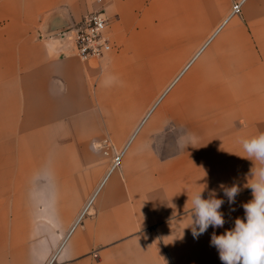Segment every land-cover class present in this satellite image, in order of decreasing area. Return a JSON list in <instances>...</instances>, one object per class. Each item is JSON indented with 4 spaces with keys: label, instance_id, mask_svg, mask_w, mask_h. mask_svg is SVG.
Returning <instances> with one entry per match:
<instances>
[{
    "label": "crops",
    "instance_id": "1",
    "mask_svg": "<svg viewBox=\"0 0 264 264\" xmlns=\"http://www.w3.org/2000/svg\"><path fill=\"white\" fill-rule=\"evenodd\" d=\"M236 1L0 0V264H222L264 132V0ZM96 11L86 62L57 32ZM200 191L225 223L194 238Z\"/></svg>",
    "mask_w": 264,
    "mask_h": 264
},
{
    "label": "clouds",
    "instance_id": "2",
    "mask_svg": "<svg viewBox=\"0 0 264 264\" xmlns=\"http://www.w3.org/2000/svg\"><path fill=\"white\" fill-rule=\"evenodd\" d=\"M239 144L246 153L244 158L255 162L251 169V182L247 187L252 190L253 199L243 205L245 218H237L234 227L221 235L215 232L211 244L216 247L222 264H264V132L247 138H240ZM224 188L229 203H234L239 193L238 186ZM224 200L202 198V191L191 196V217L188 227L194 238L205 233L211 226L223 227L225 220L219 211Z\"/></svg>",
    "mask_w": 264,
    "mask_h": 264
},
{
    "label": "built area",
    "instance_id": "3",
    "mask_svg": "<svg viewBox=\"0 0 264 264\" xmlns=\"http://www.w3.org/2000/svg\"><path fill=\"white\" fill-rule=\"evenodd\" d=\"M243 1H236L233 4L231 15L241 13ZM109 24V18L103 11L91 12L70 27L65 35L73 42L77 55L83 61L101 60L114 49L107 30ZM124 151L125 148L115 152L112 170L120 166ZM48 264H53V261Z\"/></svg>",
    "mask_w": 264,
    "mask_h": 264
},
{
    "label": "water",
    "instance_id": "4",
    "mask_svg": "<svg viewBox=\"0 0 264 264\" xmlns=\"http://www.w3.org/2000/svg\"><path fill=\"white\" fill-rule=\"evenodd\" d=\"M68 29L69 28H65V29H63V30H61V31H59V32H57L58 34H65L67 31H68Z\"/></svg>",
    "mask_w": 264,
    "mask_h": 264
},
{
    "label": "rangeland",
    "instance_id": "5",
    "mask_svg": "<svg viewBox=\"0 0 264 264\" xmlns=\"http://www.w3.org/2000/svg\"><path fill=\"white\" fill-rule=\"evenodd\" d=\"M196 59H197L198 62H199V61H202V60L204 59V55L200 56L199 58L197 57ZM96 61H97V60H96ZM197 61H195V63H196Z\"/></svg>",
    "mask_w": 264,
    "mask_h": 264
}]
</instances>
